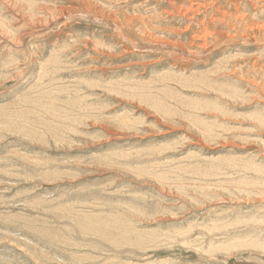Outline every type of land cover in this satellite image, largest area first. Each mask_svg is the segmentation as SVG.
Segmentation results:
<instances>
[{
  "label": "rangeland",
  "instance_id": "1",
  "mask_svg": "<svg viewBox=\"0 0 264 264\" xmlns=\"http://www.w3.org/2000/svg\"><path fill=\"white\" fill-rule=\"evenodd\" d=\"M0 16L10 26L0 25V106L6 103L11 115L40 110L37 100L24 102L21 95L57 85L65 92L56 94V104L80 117L65 121L73 123L64 141L26 111L14 116L41 131L40 138L0 129V264H94L105 257L140 262L146 256L171 264H264L261 245L211 250L206 244L214 233L216 244L226 236L264 237V171L259 176L246 161L228 163L239 155L264 166V129L249 117L264 115V29L257 25L264 22V0H0ZM53 49L61 58L58 69L44 75L37 70ZM111 78L117 87L105 85ZM132 82L140 86L135 93L155 97L133 93ZM228 88L241 96H228ZM77 93L95 108L74 103ZM199 101L211 105L192 106ZM201 120L212 128L218 122L217 134L206 138ZM42 197L48 203L34 205ZM67 204L83 214L120 215L135 234L149 232L153 239L127 252L125 245L77 229L74 213L59 212ZM207 224L218 227L211 232ZM178 230H187L183 240L197 237L192 244L200 248L166 239Z\"/></svg>",
  "mask_w": 264,
  "mask_h": 264
},
{
  "label": "bare ground",
  "instance_id": "2",
  "mask_svg": "<svg viewBox=\"0 0 264 264\" xmlns=\"http://www.w3.org/2000/svg\"><path fill=\"white\" fill-rule=\"evenodd\" d=\"M12 1V0H11ZM214 1V0H213ZM17 2V1H16ZM33 2V1H32ZM216 2V1H215ZM27 3V2H26ZM28 3H30V2H28ZM36 3V2H35ZM35 3H31V4H35ZM40 3V2H39ZM115 3V2H114ZM203 4V3H202ZM210 4H212L211 2H210ZM140 6V5H139ZM194 6V5H193ZM33 7V6H32ZM37 8V7H36ZM24 9V8H23ZM66 9V8H65ZM53 10V9H52ZM30 11V10H29ZM36 11V10H35ZM38 12V11H37ZM185 12V11H184ZM80 13V12H79ZM78 13V14H79ZM230 13V12H229ZM229 13H228V15H224V16H230L229 15ZM52 14V13H51ZM61 14V13H60ZM63 14V13H62ZM224 14H226V13H224ZM31 15H33V13H31ZM50 15V14H49ZM53 15H56V14H53ZM30 17H32V16H30ZM233 17H235L236 19L237 18H239L240 20H247L248 19V17H247V15L246 14H237L236 16H233ZM0 18H1V16H0ZM90 18V17H89ZM223 18V17H222ZM221 18V19H222ZM234 18V19H235ZM103 19V18H102ZM102 19H100V21L102 20ZM105 19V18H104ZM147 19V18H146ZM41 20V19H40ZM107 20V19H106ZM215 21H217V20H215ZM223 21V20H222ZM233 21V20H232ZM243 21V22H244ZM256 21V20H255ZM29 22V21H28ZM257 22V21H256ZM7 23V22H6ZM31 23V22H30ZM223 23H225L224 21H223ZM240 23V22H239ZM254 23V22H253ZM252 23V24H253ZM245 24V23H244ZM0 25L1 26H3L5 29H7V27L6 26H8V25H6L5 24V22L4 21H2L1 19H0ZM29 25H33V24H29ZM225 25V24H224ZM258 25V27H262L263 29H264V22H261V23H259V24H257ZM35 26V25H34ZM8 27H10V26H8ZM252 27V26H251ZM33 28V27H32ZM233 28V27H232ZM242 28V27H241ZM10 29V28H9ZM250 29H252V28H250ZM261 30V29H260ZM7 31V30H6ZM28 31V30H27ZM3 33V32H2ZM31 33H32V31H31ZM30 33V35H32ZM239 33V32H238ZM240 33H242V32H240ZM239 33V34H240ZM260 33V32H259ZM20 34V33H19ZM115 34V33H114ZM229 34V33H228ZM262 34L264 35V33L262 32ZM24 35V34H23ZM27 35H29V34H27ZM29 35V37H31ZM247 34H242V37L244 38L245 36H246ZM16 35H14V37H15ZM25 36V35H24ZM194 36V35H193ZM202 36H204L203 34H202ZM237 36V35H236ZM28 37V38H29ZM200 37V36H199ZM226 37V36H225ZM124 38V37H123ZM221 38V37H220ZM229 40H232L233 41V36H229V37H227ZM241 38V37H240ZM18 39V38H17ZM126 39V38H125ZM200 39V38H199ZM205 39H207V38H205ZM127 40V39H126ZM203 40H204V38H203ZM19 41H21L20 39L18 40V42ZM17 42V43H18ZM204 42V41H203ZM203 42H202V46L204 45L203 44ZM216 42H218L217 40H216ZM235 42V41H234ZM65 43V42H64ZM259 43V42H258ZM82 44V43H81ZM130 44V43H129ZM18 45V44H17ZM201 44H199V46H200ZM218 44H216V46H217ZM25 46V45H24ZM73 46V45H72ZM153 46H155V45H153ZM153 46H150V45H147V46H144L145 48H153ZM156 46H158V45H156ZM34 47V46H33ZM141 47V46H140ZM143 47V46H142ZM164 47L166 48V49H168V47H171L172 49H174V48H179L180 49V47H176L175 45L174 46H168V45H164ZM139 48V47H138ZM155 48V47H154ZM158 48V47H157ZM57 49V48H56ZM126 49V48H125ZM183 49V48H182ZM165 50V49H164ZM168 50H170V49H168ZM176 50V49H175ZM188 50V49H187ZM50 51V50H49ZM49 51H48V53H49ZM59 51H60V49H59ZM100 51V50H99ZM147 51H151V50H147ZM27 52V51H26ZM186 52V51H185ZM28 53V52H27ZM179 53L180 54H182V52H180L179 51ZM187 53H189V51H187ZM32 54V53H31ZM31 54H28V55H30L31 56ZM190 54H192V53H190ZM189 54V55H190ZM48 55V54H47ZM189 55H187V58H188V56ZM190 56H193V54L192 55H190ZM27 57V56H26ZM29 57V56H28ZM185 58H186V56H184ZM197 58H198V56H196ZM29 58H31V57H29ZM61 58H59V56H57V53H56V50L55 49H53L50 53H49V55L46 57V58H44V60L41 62V65H45L44 67H41L40 68V70L38 69L37 71H39V72H41L42 74H44L45 75V73H46V71H47V73L48 72H52V71H56V69H58V65L59 64H57V63H59V60H60ZM189 59V58H188ZM190 59H193V58H191L190 57ZM195 59V58H194ZM27 60H28V58H27ZM34 61V60H33ZM19 62V61H18ZM31 62V61H30ZM39 62V61H38ZM37 62V63H38ZM62 63V62H61ZM34 64V63H33ZM220 65V64H219ZM263 65V64H262ZM39 66V65H38ZM10 67V66H9ZM11 68V67H10ZM215 69V68H214ZM5 70V69H4ZM12 70V69H11ZM224 70V69H223ZM4 72H7V71H4ZM4 72H2V73H4ZM160 72V71H159ZM211 72V71H210ZM208 73V72H207ZM224 73V72H223ZM43 75V76H44ZM159 75V74H158ZM4 76V75H3ZM160 76V75H159ZM163 76V75H162ZM236 76V75H235ZM32 77V76H31ZM38 76H36V78H37ZM35 78V79H36ZM39 78H41V75H39ZM39 78H38V80H39ZM44 78V77H43ZM58 78V77H57ZM101 78V77H100ZM119 78V77H118ZM191 78V77H190ZM192 78H193V76H192ZM34 79V78H33ZM196 79V78H195ZM84 80V79H83ZM192 80H194V79H192ZM192 80H190V81H192ZM204 80V79H203ZM206 80V79H205ZM35 81H37V80H35ZM40 81V80H39ZM85 81V80H84ZM120 81V80H119ZM123 81H124V79H123ZM128 81H130V80H128ZM127 81V82H128ZM196 81V80H195ZM33 82V81H32ZM38 82V81H37ZM41 82V81H40ZM115 82H117V79H113V78H111L110 80H108V81H105V85L107 86L108 85V87L109 88H115V87H117V83H115ZM125 82V81H124ZM199 82V81H198ZM203 82V81H202ZM201 82V83H202ZM36 83V82H35ZM83 84H84V82H82ZM89 83L91 84V83H94V85L95 84H98L99 83V80L98 81H96V80H90L89 81ZM88 83V84H89ZM133 84H131V87H129V89H133L132 90V92L133 93H135V90H137L138 88H140V86H139V84L137 83V82H132ZM142 83V82H141ZM203 83H205V82H203ZM37 84V83H36ZM81 84V83H80ZM101 84V83H100ZM122 84V83H121ZM143 84V83H142ZM210 84V83H209ZM215 84V83H214ZM220 84V83H219ZM92 85V84H91ZM94 85H92V86H94ZM119 85H120V83H119ZM224 85V84H223ZM39 86H40V84H39ZM90 86V85H89ZM91 86V87H92ZM96 86V85H95ZM154 86V85H153ZM204 86V85H203ZM214 86H217L218 87V84H215ZM43 87V86H42ZM44 87H45V85H44ZM44 87L43 88H39L38 86H37V89L36 90H38V93H36L35 95H33V97H27V96H24L23 94L21 95V98H22V100L24 101V102H27V101H30L31 102V100L32 101H36L37 100V105H39V107H40V110H37V109H35L34 107H29V109H27L26 107V109H23V110H21L20 112H15L14 113V115L16 116V115H19L20 113H22V112H24V111H26V112H30V113H34V114H36L35 116L37 117V119H36V121H38V123H39V121L40 122H43L44 123V125H42V126H44V127H47V130H49L50 131V134L51 135H53V137L56 139V140H62V141H64L65 139H63V138H66V136L64 135L65 133V131L67 130V129H70L71 128V125L70 124H72L73 122H71V123H65V121L66 120H68V121H75V120H78L80 117H77L78 116V114H70V112L69 111H71V110H68L69 108H68V106L66 107V108H63V106H62V102H61V104L60 105H57L56 104V101H57V99H59V97H57L56 96V94H60V93H63V92H65V88H63V86H57V85H51V86H49V88H47V89H45L44 90ZM187 87V86H186ZM220 87V86H219ZM232 87V86H231ZM33 88V87H32ZM188 88V87H187ZM191 88V87H190ZM222 88V87H221ZM90 89V88H89ZM146 89V88H145ZM125 90V89H124ZM32 91H35V89L34 90H32ZM75 91H77V90H75ZM226 91H228V92H226L227 94H228V96H232V95H234V94H239V96H241V93H238L239 92V90H236V89H232V88H228ZM66 92H68V91H66ZM70 92V91H69ZM72 92V91H71ZM32 93V92H31ZM35 93V92H34ZM79 93V92H78ZM77 93V95H75V97L74 98H76V100L74 101V103H79V105H81V107L85 110H87V109H90V110H92V108H95V104H93V103H88V102H86L85 101V98H83L82 97V95L81 94H78ZM250 93V92H249ZM30 94V93H29ZM33 94V93H32ZM64 94V93H63ZM73 95H74V92L72 93ZM135 94H138L141 98H146V99H150L151 97L152 98H154L155 96H153L152 94H146V93H135ZM162 94V93H161ZM48 95H51L52 97H50V98H48ZM67 95H69V94H67ZM176 95V94H175ZM175 95H173L172 94V96H175ZM24 96V97H23ZM42 96H46L45 97V102H43L42 101V99H41V97ZM222 96V95H221ZM66 97V96H65ZM166 97V96H165ZM178 97H179V95H178ZM183 97V96H182ZM246 98V97H245ZM124 99V98H123ZM221 99V98H220ZM21 99L19 98L18 99V101H20ZM40 100V101H39ZM60 100V99H59ZM62 100V99H61ZM82 100H83V102H82ZM215 100V99H214ZM65 101L66 102H68V103H71L70 101H72V100H70L69 98H66L65 99ZM134 101V100H133ZM155 102V101H154ZM20 103V102H19ZM159 103V102H158ZM212 103H214V102H212ZM30 104V103H29ZM28 104V105H29ZM141 104V103H140ZM228 104V103H227ZM6 103H5V105L3 104L2 106H0V117H2V116H4V118L2 119V118H0V129L2 128L3 130L4 129H6V130H9V131H18V132H22V133H24V134H26V135H29V136H31V137H33V138H36V139H38V138H40V132H39V130L38 129H34L31 125H29V124H27V122L26 121H23L22 122V120H17L16 119V117L14 116V115H11V114H9V113H7L6 112ZM9 105V104H8ZM23 105H24V103H23ZM22 105V106H23ZM36 105V107H38ZM197 105H199V106H209V105H211V103H210V101L208 102V101H199V102H196V103H194V104H192V106H194V107H197ZM33 106V105H32ZM35 106V105H34ZM77 106V105H76ZM161 106V105H160ZM183 106V105H182ZM11 107H12V103H11ZM14 108V107H13ZM23 108V107H22ZM80 108V107H79ZM263 109V108H262ZM235 110V109H234ZM14 111V110H13ZM88 111V110H87ZM212 111V110H211ZM10 112V111H9ZM199 112V111H198ZM217 112V111H216ZM223 112L224 111H222V114H223ZM262 112V111H261ZM147 113V112H146ZM249 113V112H248ZM258 114V113H257ZM80 115V114H79ZM123 114H117V118H120L121 116H122ZM211 115H213V114H211ZM19 116H21V115H19ZM199 116L197 115L196 116V118H198ZM249 117L251 118V120H258V121H260V122H258L261 126L260 127H263V129H264V115L263 114H261L260 116H256V114H252V113H250V115H249ZM188 120L189 121H194V118H195V116L194 115H189L188 117ZM200 118V117H199ZM198 118V119H199ZM205 118H207V117H205ZM242 118V117H241ZM246 118H247V116H246ZM121 119V118H120ZM201 119V118H200ZM116 120V119H115ZM89 121V120H88ZM35 122V121H34ZM67 122V121H66ZM119 122V121H118ZM124 122V121H123ZM136 122V121H135ZM188 122V121H187ZM223 122V121H222ZM37 123V122H36ZM43 123H41V124H43ZM117 123V122H116ZM127 123V122H126ZM205 123H207V122H204L203 120H201V122H200V124H198L199 125V129H204V131H205V136H206V138H211L212 136H214V134H217V130L219 129H216V127L218 126V122H216L215 120H214V123H216V126H213L214 128H212V126H210V125H208V127H207V125H205ZM210 123V122H209ZM208 123V124H209ZM248 123V122H247ZM256 123H257V121H256ZM31 124V123H30ZM212 124V123H211ZM33 125V124H32ZM122 125V124H121ZM190 125V124H189ZM227 125V124H226ZM259 126V125H258ZM75 127V126H74ZM219 127V126H218ZM1 129V130H2ZM73 129V128H72ZM196 129V128H195ZM262 129V128H261ZM2 130V131H3ZM69 131V130H68ZM67 131V132H68ZM73 131H74V129H73ZM244 131V130H243ZM1 132V131H0ZM70 132V131H69ZM68 132V133H69ZM74 132H76V131H74ZM14 133V132H13ZM12 133V134H13ZM70 134V133H69ZM1 135V134H0ZM46 135V134H45ZM247 135V134H246ZM254 135V134H253ZM208 138V139H209ZM257 138V137H256ZM255 138V139H256ZM185 139V138H184ZM254 139V140H255ZM29 140V139H28ZM34 140V139H33ZM29 142V141H28ZM27 142V143H28ZM190 142V141H189ZM262 143L264 144V140H262ZM149 146V145H148ZM50 147V146H49ZM63 147V146H62ZM109 152V151H108ZM110 153V152H109ZM142 153V152H141ZM107 154V153H106ZM105 154V155H106ZM146 154V153H145ZM98 156V155H97ZM116 156V155H115ZM24 158L25 157H27V156H23ZM99 157V156H98ZM221 156H216V157H214L213 158V160H218V158H220ZM20 158V157H19ZM29 158H31V156L29 157ZM33 158V157H32ZM216 158V159H215ZM223 158V157H222ZM21 159V158H20ZM34 159V158H33ZM47 159V158H46ZM224 159V158H223ZM251 158L250 157H246V158H244V157H242V156H235L234 158H230V159H228V163H233V162H238V163H241L242 161H246L245 162V166L246 167H250V168H252L253 170H255L256 171V173H257V175H259L260 176V174L258 173V172H260L261 170L262 171H264V166H262V164H253V162H251V160H250ZM35 160V159H34ZM26 161V160H25ZM42 161V160H41ZM109 161V160H108ZM7 162V161H6ZM35 162V161H34ZM208 162V161H207ZM8 163V162H7ZM92 163V162H91ZM28 165V164H27ZM52 167V166H51ZM181 167V166H180ZM11 168V167H10ZM140 169V168H139ZM145 169V168H144ZM177 169H178V167H177ZM213 169V172H214V174L216 173L217 174V172H215V171H217V169H219V168H217V167H213L212 168ZM211 168H209L208 170L207 169H205L206 170V172H207V174H209L210 172H212L211 170H212ZM145 170H147V169H145ZM219 171V170H218ZM144 172V171H143ZM20 173V172H19ZM55 173V172H54ZM53 173V174H54ZM52 174V173H51ZM52 174V175H53ZM153 174V173H152ZM206 174V173H205ZM263 174V173H262ZM211 175V174H210ZM31 176H32V174H31ZM156 176V175H155ZM212 176V175H211ZM214 176V175H213ZM263 176V175H262ZM23 178V177H22ZM256 180V179H255ZM254 181V180H253ZM259 182H261V181H259ZM179 183H181V182H179ZM262 183H264V180H262ZM261 183V184H262ZM263 186H264V184H263ZM235 187H237V186H235ZM175 188H179V186H177L176 187V185H175ZM238 188V187H237ZM243 188V187H242ZM230 189V188H229ZM251 189V188H250ZM250 189L249 188H245L244 189V191H246V192H248V193H251V191H253V190H251L250 191ZM256 192H257V190H255ZM255 191H253V192H255ZM262 190H260V192H261ZM241 192V191H240ZM242 192H243V190H242ZM255 192V193H256ZM260 192H258V193H260ZM264 192V191H263ZM203 194V193H202ZM233 195V194H232ZM43 199H37L38 201V203L37 204H34V205H38V204H43L45 201L44 200H46V199H44V197H42ZM52 201V200H51ZM40 202V203H39ZM46 202L48 203V201L46 200ZM53 202V201H52ZM46 203V204H47ZM56 203V202H55ZM54 204V203H53ZM8 205V204H7ZM59 205V204H58ZM58 205H56V206H58ZM119 205V204H118ZM41 206V205H40ZM52 206H55V205H52ZM35 207V206H34ZM37 207V206H36ZM44 207V206H43ZM49 207V206H48ZM94 207V206H93ZM96 207V206H95ZM39 208V207H38ZM54 208H56V207H54ZM53 208V209H54ZM60 208V209H59ZM59 208H56V209H59L58 211L59 212H62V214L64 213H68L69 214V212H72V213H74V214H72V216L73 217H71V221L72 220H74V222L76 223V226H77V229H81V231H83L84 232V234H95V235H98V236H102V237H105V238H108V239H110L111 240V242H115V243H117V245L118 244H122V245H125L126 247H128L129 249H125V251H127V252H133L134 253V251H133V247H131V246H139V244H138V241L139 240H144L145 241V243H150L151 241H152V239L153 238H150L149 239V237L150 236H148V234H149V232H137L136 234L133 232L135 229L134 228H132L130 225H128V223H126V222H124V220H123V218H122V216H120V215H117V216H111V217H109V216H104V215H100L99 213H100V211L98 212V213H89V214H83V212L82 211H78L77 209H75V207L73 206V205H70V204H67V205H62V206H60ZM97 208V207H96ZM102 208V207H101ZM107 208V207H106ZM42 209V208H41ZM51 209V208H50ZM53 209L51 210V212H55V210L53 211ZM40 211V210H39ZM43 211V210H42ZM50 212V213H51ZM56 213V212H55ZM80 213V215L78 216V214ZM216 213V212H215ZM238 213V212H237ZM52 214H54V213H52ZM82 214V215H81ZM134 214V213H133ZM220 214H222V213H220ZM238 214H240L241 215V213H238ZM55 215V214H54ZM57 215H58V213H57ZM56 215V216H57ZM61 215V214H60ZM66 215V214H65ZM76 215H77V217H76ZM115 215V214H114ZM16 216V215H15ZM221 216V215H220ZM18 217H22V216H18ZM55 217V216H54ZM62 217V216H61ZM66 217V216H65ZM215 217V216H214ZM23 218H24V216H23ZM70 218V217H69ZM175 218V217H174ZM25 219V218H24ZM23 219V220H24ZM59 219V218H58ZM66 219V218H65ZM215 219V218H214ZM217 219V218H216ZM62 220H64V217L62 218ZM59 221V220H58ZM61 221V220H60ZM217 221H221L220 219L219 220H217ZM211 222V221H210ZM214 222V221H213ZM197 223V222H196ZM209 223V222H208ZM214 223H216V220H215V222ZM220 223V222H219ZM223 223V222H222ZM64 224V223H63ZM190 224H192V223H190ZM189 225V224H188ZM193 225V224H192ZM209 225V226H208ZM217 225H219V224H217ZM207 227H206V229H208L209 231H211L212 232V230H215V229H217V227L218 226H216V225H214V224H207L206 225ZM66 227V226H65ZM220 228V227H219ZM222 228V227H221ZM29 229H31V228H29ZM41 229V228H40ZM68 229V228H67ZM76 229V230H77ZM181 229H192V226L190 225V226H188L187 228H181ZM205 229V230H206ZM223 229V228H222ZM229 229V228H228ZM44 230V229H43ZM46 230H47V228H46ZM45 230V231H46ZM220 230V229H219ZM237 229L235 228V231H236ZM59 231V230H58ZM80 231V232H81ZM157 231V230H156ZM42 232V231H41ZM56 232H57V230H56ZM185 232H187V230L186 231H184V232H182L181 230H178V231H174V233H173V235H171V236H168L167 235V237H166V239H171V240H176V241H180V242H182L183 244H191V245H189V246H193L194 247V249H199L200 247H196L195 245H194V243L192 244V242L193 241H195V240H197L198 238L196 237V238H193L192 240H183V239H181V235L180 234H183V233H185ZM208 232V231H207ZM232 232V231H231ZM178 235H177V234ZM224 234H222V235H224V236H226L227 234H229L230 235V233L229 232H223ZM56 234H58V233H56ZM82 234V233H81ZM145 234V235H144ZM213 234V233H212ZM216 233H214V235H211L210 237H209V239H211V240H215L216 238H215V235ZM233 234V233H232ZM231 234V235H232ZM43 235V234H42ZM47 235V234H46ZM46 235H44V236H46ZM220 235H221V233H220ZM234 235V234H233ZM241 235V234H240ZM185 236H187V235H185ZM243 236V235H242ZM52 237H54V238H56L58 241L59 240H61V241H64V240H66V239H64L63 238V236H61V235H59V236H54V234H53V236ZM65 238H66V236H64ZM217 237V236H216ZM220 237V236H219ZM218 237V238H219ZM237 237H238V235H237ZM236 236H226V237H224L223 238V240L222 241H220L219 242V240H218V242L219 243H217L216 244V242L215 241H211V240H207L208 241V243H206L207 244V248L208 249H211V250H214L215 248L218 250V249H222V248H230V247H232V246H236V245H242L243 243H248L249 245H252V244H258V245H261V248L259 249L261 252H264V237H263V239L261 240V241H254V240H252L251 238H246V236H245V238L243 239L242 237H238L237 238ZM48 238V237H47ZM205 238V237H204ZM215 238V239H214ZM242 238V239H241ZM50 239H51V237H50ZM63 239V240H62ZM110 240H109V243H110ZM50 241V240H49ZM108 241V240H107ZM51 242H53V239L49 242V243H51ZM55 242V241H54ZM53 242V243H54ZM113 242V243H114ZM237 242V243H236ZM58 242H56V244H57ZM70 243V242H69ZM112 243V244H113ZM114 243V244H115ZM181 243V244H182ZM55 244V243H54ZM73 244V243H72ZM75 244H77L78 246H80L78 243H75ZM119 246V245H118ZM203 246V245H202ZM126 247H124V248H126ZM204 247V246H203ZM244 248V247H243ZM203 249V248H202ZM191 250V249H190ZM201 251V250H200ZM202 252V251H201ZM90 253V252H89ZM78 254V253H77ZM88 254V253H87ZM75 255H76V253H75ZM78 256H80V257H86L87 255H85V254H78ZM118 256V255H117ZM89 257V256H88ZM90 257H92V255H90ZM87 258V257H86ZM248 258H249V256H248ZM92 259V258H91ZM90 259V260H91ZM94 259V258H93ZM98 259V258H97ZM104 259V260H103ZM102 259V261L101 262H99V263H94V264H171V261L169 260L168 261V259H163V258H156V259H150L148 256H146V257H143V258H141V259H138V260H136V261H140V262H135V260H132V259H125V258H118L117 257V261L119 260V262L117 263V261L115 260V259H110L109 257H105V258H103ZM250 259V258H249ZM42 260V259H41ZM95 260V259H94ZM173 262V261H172ZM63 264V263H62Z\"/></svg>",
  "mask_w": 264,
  "mask_h": 264
}]
</instances>
